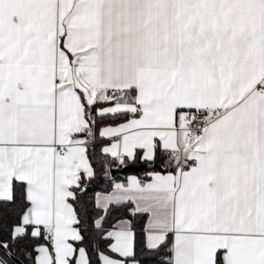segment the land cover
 I'll return each mask as SVG.
<instances>
[{
  "label": "snow or ice",
  "instance_id": "1",
  "mask_svg": "<svg viewBox=\"0 0 264 264\" xmlns=\"http://www.w3.org/2000/svg\"><path fill=\"white\" fill-rule=\"evenodd\" d=\"M0 264H264V0H0Z\"/></svg>",
  "mask_w": 264,
  "mask_h": 264
}]
</instances>
